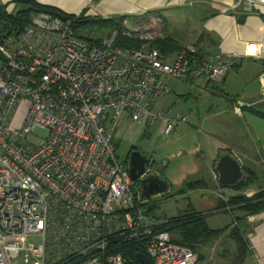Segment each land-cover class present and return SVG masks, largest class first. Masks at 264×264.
Segmentation results:
<instances>
[{
  "label": "built area",
  "instance_id": "obj_1",
  "mask_svg": "<svg viewBox=\"0 0 264 264\" xmlns=\"http://www.w3.org/2000/svg\"><path fill=\"white\" fill-rule=\"evenodd\" d=\"M79 17L39 14L0 41V264H124L114 248L141 240L152 264H196L195 252L151 230L160 222L147 214L111 137L123 115L137 125L161 121L167 137L186 118L158 110L166 81L220 85L235 59L191 61V46L162 55L149 46L162 39L156 22L122 28L143 42L138 49L117 47L115 31L84 41L73 32Z\"/></svg>",
  "mask_w": 264,
  "mask_h": 264
},
{
  "label": "crops",
  "instance_id": "obj_2",
  "mask_svg": "<svg viewBox=\"0 0 264 264\" xmlns=\"http://www.w3.org/2000/svg\"><path fill=\"white\" fill-rule=\"evenodd\" d=\"M26 1L28 0H0V3L9 6L15 14L26 8ZM30 1L70 17L84 15L94 20H116L117 23L121 22L122 28L156 22L162 30L163 39L182 48L194 47L198 38L205 35L200 46L202 54L235 59L222 84L214 85L198 79L188 86L202 94L213 96L214 101H219L218 104L222 107L216 112L210 111L211 106L207 108L204 118L205 138L200 144L202 158L193 159L189 164L193 169L188 173L191 175H185V178H189L186 185L195 183V189L180 195L187 194L188 204L185 210L176 215L172 211L173 215L163 219L180 216L190 209L206 213L203 220L205 227L209 231L220 232L214 240L197 246L196 264H264V209L252 216H245L236 207H223L230 198H251L264 191V126L254 120L257 118L264 122L255 113L264 114V86L260 79L264 73V6L249 7L233 0ZM168 94L169 92L166 95ZM189 96L187 92L180 97L188 99ZM164 106V102L158 105L160 109ZM230 107L235 117L246 121V126L228 120L225 115ZM248 121L254 125L249 126ZM159 124L158 133L162 122ZM193 149L195 152L196 148ZM204 150L207 155H204ZM225 155L239 164L241 181L244 182L248 178V172H252L253 183L239 191L221 186L215 166L219 158ZM179 166L185 172L187 167L182 162ZM192 179L194 181H190ZM247 194L251 195L247 197ZM156 217L162 218L161 215ZM235 218L240 219L237 221L238 226L246 234L248 246L247 257L239 263L235 260L236 245L229 234L231 227L235 225Z\"/></svg>",
  "mask_w": 264,
  "mask_h": 264
},
{
  "label": "rangeland",
  "instance_id": "obj_3",
  "mask_svg": "<svg viewBox=\"0 0 264 264\" xmlns=\"http://www.w3.org/2000/svg\"><path fill=\"white\" fill-rule=\"evenodd\" d=\"M8 13L12 15L13 10ZM106 32L105 29L100 30L97 27L92 28L87 26L80 28L77 31V35L84 40L91 41L105 38L107 36ZM158 33L162 38L164 37L161 29ZM175 53H170L168 56H173ZM190 83L183 84L181 82L167 80L166 90L169 94L157 101V105L160 102H164L165 106L162 109L158 107V110L163 113L165 118H172L177 114L186 118V123L178 125L167 137L158 133L160 121L151 126L143 122L141 123V127L137 124H132L126 115H123L112 133L111 142L115 149L117 160L120 163L126 160L127 153L131 148H135L145 155L156 158V163L151 166V169L153 171L155 170L154 173L162 181L167 183L168 189L159 196L145 199V205L151 208L149 217L152 219L158 215H161L162 218L170 217L173 215L172 211L176 215L185 210L188 204L187 194L180 196L178 192L181 189H185L187 179L189 180V178H185V175H191L188 173H191L193 170L189 164L193 162V159L198 157L200 159L202 158L200 144L203 143L205 138L206 124L204 118L206 117L207 108L211 106L210 111L216 112L222 107L221 104H218L219 101H214L213 96H207L188 88ZM187 92L190 95L188 99L180 97ZM26 109L27 105H24L16 113L18 119L16 126L20 124ZM232 112V108L230 107L225 115L228 120L232 123L247 125L245 120L235 117ZM254 120H257L256 122L264 126V122L260 119L255 118ZM214 121L216 120L214 119ZM247 123H249V126L254 125L249 121ZM34 135L38 138H44L45 132L36 130L34 131ZM31 141L32 143L30 145L34 146L35 139ZM24 142L26 140H20L21 145ZM26 143L28 144V142ZM193 148H196L195 152H193ZM204 155H207L206 150H204ZM180 162L183 163L184 167H187L185 172L179 166ZM190 181H194V179ZM171 238L177 240L174 234H171Z\"/></svg>",
  "mask_w": 264,
  "mask_h": 264
},
{
  "label": "trees",
  "instance_id": "obj_4",
  "mask_svg": "<svg viewBox=\"0 0 264 264\" xmlns=\"http://www.w3.org/2000/svg\"><path fill=\"white\" fill-rule=\"evenodd\" d=\"M25 4L26 8L16 12L13 15L6 14L3 8L0 7V41L3 37L10 36L12 32L18 33L23 31L26 27L30 25L32 17L36 15L49 14L62 19L70 17L63 15L54 9L39 6L30 0L26 1ZM119 23H117L116 20H94L91 18H87L84 15H80V17L76 19L74 23L73 32L75 36L82 39V37L77 35V31L80 28L87 26L92 28L97 27L100 30L106 29L108 33L107 36L113 31H115L117 33V39L115 42L117 47L124 49H138L143 44V42L122 36V26L121 22ZM205 38V35H201L198 38L197 42L194 44L196 52L195 54L187 56L189 60L197 61L200 60L203 56L209 55L202 54V48L200 49V46H202ZM100 40H102V38H99L97 40L84 41L98 43ZM149 46L151 48L157 49L160 54L166 56H168L170 53L173 54L182 49V47L163 38L149 42ZM255 113L264 119V114H258L257 112ZM253 177L254 174L252 172H248V178L244 182L240 180L235 186L231 188L238 191L242 190L248 184L253 183L251 182V180H253ZM195 185V183L187 184L185 186V189H181L178 192V195H182L183 193L195 189ZM263 198L264 191L257 193L256 195H254L253 198L237 196L227 200L228 203L226 202L225 205L223 204V207H236L242 212V214L244 213L245 216H252L264 209V200H262ZM143 206L147 210V214L149 215V211L151 208H148L147 205ZM205 215L206 213H197L189 209L180 216H176L170 219L159 218L158 221L160 223L157 226L151 228V230L168 232L170 235L174 234L177 237V240H173L171 238V241L173 243L189 248L196 253V248L198 245L214 240L220 233L218 231H209L205 227L203 222ZM154 218H156V216ZM239 220L240 219L238 218L234 219V221H236L235 225L231 227L229 233L231 239L236 245V263H239L244 257H247L248 255L247 240L245 239L246 234L244 232H241L237 222ZM144 241L145 240H141L139 242L119 245L118 247L114 248L113 252L122 255L124 259V264H140L136 260L135 256L139 253L146 256L143 246ZM148 264H152V262L149 261Z\"/></svg>",
  "mask_w": 264,
  "mask_h": 264
},
{
  "label": "water",
  "instance_id": "obj_5",
  "mask_svg": "<svg viewBox=\"0 0 264 264\" xmlns=\"http://www.w3.org/2000/svg\"><path fill=\"white\" fill-rule=\"evenodd\" d=\"M126 159L129 177L133 182H137L141 199L159 196L167 191V183L162 181L155 173L145 175L152 163L139 150L131 151ZM240 169L235 159L228 155L222 156L215 166L218 183L224 187L235 186L241 180ZM142 175L145 176L140 179ZM156 219L158 218L156 217ZM135 258L140 264H148L149 262V259L141 253L137 254Z\"/></svg>",
  "mask_w": 264,
  "mask_h": 264
},
{
  "label": "flooded vegetation",
  "instance_id": "obj_6",
  "mask_svg": "<svg viewBox=\"0 0 264 264\" xmlns=\"http://www.w3.org/2000/svg\"><path fill=\"white\" fill-rule=\"evenodd\" d=\"M133 150H135V148H131L129 151H128V153H127V155L131 152V151H133ZM137 150V149H136ZM142 153V152H141ZM143 154V153H142ZM143 155H145V154H143ZM146 156V158L147 159H149V161H150V163H152L151 164V166L154 164V161H153V156H148V155H145ZM153 158V159H152ZM124 164L126 163L127 164V159L123 162ZM149 170V172H148V174H152V173H154L153 172V170L151 169V167L148 169Z\"/></svg>",
  "mask_w": 264,
  "mask_h": 264
}]
</instances>
